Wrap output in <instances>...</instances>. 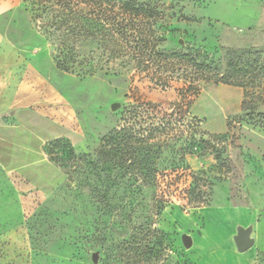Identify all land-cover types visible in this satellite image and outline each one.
Instances as JSON below:
<instances>
[{
	"label": "rangeland",
	"instance_id": "rangeland-1",
	"mask_svg": "<svg viewBox=\"0 0 264 264\" xmlns=\"http://www.w3.org/2000/svg\"><path fill=\"white\" fill-rule=\"evenodd\" d=\"M52 2L0 0V111L14 126L0 128V136L15 143L16 156L0 162V264H195L206 256L202 264H223L218 256L250 224L256 241L243 253L264 264V102L257 98L264 84L261 91L253 83L195 82L185 125L197 120L205 153L185 156L191 173L159 215L149 197L136 213L126 206V182L113 185L105 176L114 172L103 171L96 155L131 105L150 101L170 110L190 84L194 58L224 64L228 50L250 49L248 58L264 63V0H137L153 9L148 53L181 55L169 58L181 60L175 69L154 65L180 80L166 88L130 56L103 52L100 41L78 42L80 58L96 51L94 73L58 69L55 15L41 12ZM223 86L237 87L241 103ZM190 130L167 158H179L169 150L184 146ZM148 225L155 231L139 238L137 228ZM184 233L194 239L190 249Z\"/></svg>",
	"mask_w": 264,
	"mask_h": 264
},
{
	"label": "trees",
	"instance_id": "trees-1",
	"mask_svg": "<svg viewBox=\"0 0 264 264\" xmlns=\"http://www.w3.org/2000/svg\"><path fill=\"white\" fill-rule=\"evenodd\" d=\"M95 2L99 3L95 5ZM41 9L43 13L50 11L55 15L51 24L55 26L59 41L54 55L58 69L74 72L79 68L82 76L95 72L98 64L95 63L94 49L80 58L78 42L85 39L104 43L103 52L107 51L112 57L130 56L136 61L138 68L148 71L157 85L166 88L171 87L173 82L180 81L172 75L163 76L154 70V65L162 62L175 69L181 60L169 58L181 55L165 54L154 48L148 53L151 44L147 37L151 29L148 19L153 16V11H149L152 8L148 5L140 4L137 0H53L51 4H44ZM153 40L157 44L159 37L155 36ZM250 54H253L250 49L228 50L224 64L213 59L197 61L194 58V70L189 76L190 84L170 110L150 101L131 105L123 115V125L102 137L101 145L96 151L103 163L102 170L114 172L113 176H105L110 177L113 185L118 186L123 180L126 182V206L134 213L138 212L148 197L155 215L161 214L173 204L175 192L179 189L177 183L191 173L184 163L185 156L205 153L202 150L206 147L201 146L204 141L195 136L197 120L194 124L191 121L192 125H185L193 97L197 95L196 81L203 79L216 84L242 87L253 83L263 90L264 63H260L258 59H249ZM159 64V67L163 65ZM247 94L248 91L245 96ZM257 98L264 102L263 93H259ZM186 128L192 130L189 140H185L186 144L177 150H169L179 155V158H167L166 153L173 145L172 142L182 140L187 132ZM59 143V140L51 142L49 147ZM69 151V154L74 155L72 149ZM83 156L87 157L89 154ZM101 195L105 197L107 192ZM118 195L117 193L116 196ZM153 231L155 230L150 225L139 226L136 235L140 238Z\"/></svg>",
	"mask_w": 264,
	"mask_h": 264
},
{
	"label": "crops",
	"instance_id": "crops-1",
	"mask_svg": "<svg viewBox=\"0 0 264 264\" xmlns=\"http://www.w3.org/2000/svg\"><path fill=\"white\" fill-rule=\"evenodd\" d=\"M221 89H227V90H232L234 89L235 91L238 92V95H239V101L238 103L242 101V92L237 88V87H229V86H223L221 87ZM233 90V91H234ZM236 92V93H237ZM2 111H0V128L2 129H11L12 127H14L11 122H5L2 120L3 118V115H2ZM15 143L13 142H7V141H4L2 139V137L0 136V146L2 145H5V147L9 148V152H5L6 154H4V151L3 149H0V162L2 160H11V161H14L16 160V156L11 152L12 150V147L14 146ZM221 252V250H220ZM219 251H215V252H210V255L212 254H216V253H220ZM223 254L224 257L221 255V256H218L219 258V262L223 263V264H257L256 260L254 257H251L249 255H247L246 253H243V252H239L235 246V243L233 246H231L230 248L226 249V250H223ZM208 256L206 257H202L197 263L195 264H202L204 263V261L206 260ZM213 263H217V261H214Z\"/></svg>",
	"mask_w": 264,
	"mask_h": 264
},
{
	"label": "water",
	"instance_id": "water-1",
	"mask_svg": "<svg viewBox=\"0 0 264 264\" xmlns=\"http://www.w3.org/2000/svg\"><path fill=\"white\" fill-rule=\"evenodd\" d=\"M119 107L118 103H115L113 110ZM254 226L250 224L249 226L240 225L234 235V243L239 252H246L251 249L255 244V237L253 236ZM182 243L185 248L190 249L194 244V239L191 235L184 233L182 235ZM93 261H98L97 254L93 255Z\"/></svg>",
	"mask_w": 264,
	"mask_h": 264
}]
</instances>
